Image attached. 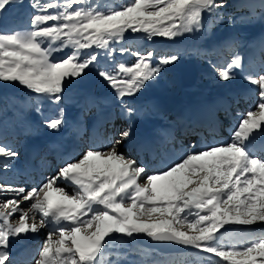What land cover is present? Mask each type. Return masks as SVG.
<instances>
[{"label": "snow or ice", "instance_id": "obj_1", "mask_svg": "<svg viewBox=\"0 0 264 264\" xmlns=\"http://www.w3.org/2000/svg\"><path fill=\"white\" fill-rule=\"evenodd\" d=\"M23 3L0 0V17ZM225 7L224 0H126L112 5L96 0H28L24 27L0 29V83L26 90L24 100L11 99L21 108L40 113L41 100L56 106L51 117L43 118L44 128L51 132L63 128L65 109L59 105L64 93L94 65L126 121L103 138L102 146L90 145L74 158L69 154L52 175L31 188L7 181V173L27 168L17 167L19 151L0 142L4 177L0 179V264H15L13 242L42 230L47 235L33 264H145L130 258L142 238L154 246L175 245L217 258L211 264H264V233L256 231L264 228V156L256 154L257 141L264 140V42L248 64L238 52L242 41L233 37L224 42L230 58L217 66L214 79L227 84L239 70L247 88L234 102L239 105L247 96L251 105L235 112L229 141L208 144L201 139L185 144L181 139L179 149L170 150L179 152V158L169 160L165 152L162 167L153 174L121 151L131 148L142 153L154 148L134 139L132 117L140 112L126 98L135 97L180 57L157 58L154 51H134L131 65L98 67V50L111 57L110 46L123 41L128 32L143 34L149 41H172L200 32L205 14L222 20L219 10ZM260 15L264 18V12ZM256 16L252 8L242 19L250 22ZM228 22L236 21L230 16ZM249 65L254 66L252 71ZM84 103L98 106L99 102L86 97ZM19 123L22 134H35L24 111ZM217 125L214 119L193 121L182 133L203 138L201 128L213 134ZM165 136V142L176 140L174 129ZM230 237L234 242L224 243Z\"/></svg>", "mask_w": 264, "mask_h": 264}, {"label": "rangeland", "instance_id": "obj_2", "mask_svg": "<svg viewBox=\"0 0 264 264\" xmlns=\"http://www.w3.org/2000/svg\"><path fill=\"white\" fill-rule=\"evenodd\" d=\"M97 3L107 5L124 3L126 0H96ZM226 7L219 11L222 20L208 17L205 14L204 27L198 33L185 34L169 41L163 38L147 40L143 34L128 32L125 39L118 44H112L108 51L111 57L100 52L98 67L108 64L118 65L125 63L131 65L135 57L134 51L146 53L154 51L156 57L161 55L176 54L180 57L175 65H169L159 74L158 78L149 81L135 97L129 99L133 106L140 112V116H133L134 139L146 144L154 145L153 149L136 153L131 148L121 149L126 155L136 158L147 166L149 174L155 173L162 167L161 159L168 152L167 159H178L180 153H172L175 146L179 149V140L185 144L190 141L203 139L208 144H220L229 141V133L237 117V109L243 111L251 105L247 96L237 105L234 98L242 95L247 86L242 79V74L236 70V78L227 84H221L214 79L218 65L229 59V52L223 47L224 42L230 38H238L243 46L238 49L243 61L255 60L261 43L264 42V12L262 0H224ZM28 0L23 5L10 7L0 17V29H22L28 19ZM255 8L257 16L250 22L242 18L250 13L243 5ZM240 11V12H239ZM244 11V12H243ZM247 13L248 16H245ZM235 18V23H229V17ZM126 52H121V49ZM156 60H153L155 63ZM183 65L193 66L196 70L194 85L190 88L182 87L180 70ZM253 65H249L252 71ZM97 66L94 65L88 75L78 83L74 82L64 93L63 102L59 105L65 109L66 123L59 132H51L42 126L44 117H51L56 108L46 100H41V112L37 113L31 108H21L19 103H12L11 99L24 100L26 90H21L17 84L0 83V142L10 145L20 153L17 167H26V172H9L7 181L14 184H26L31 188L40 183L42 177L52 173L63 163L68 155L74 158L85 151L90 145L102 146L103 138L111 133L114 128H122L126 121L120 116V109L112 101V90L96 76ZM86 97L96 98L98 106L85 105ZM7 98V99H5ZM6 105V106H5ZM229 105L231 107L229 108ZM25 112L27 123L35 129V134L21 133L19 113ZM188 112V113H187ZM192 113V114H191ZM188 114V115H187ZM191 115L192 117L190 118ZM218 121L215 133L209 134L206 128H201L203 138L183 135L185 125L191 126L193 121ZM175 130L176 140L168 143L165 133ZM162 142L157 144V142ZM203 146V143L200 144ZM264 140H258L256 154L264 156L261 151ZM0 179H4L0 176ZM64 186L63 182H60ZM71 191V188H68ZM223 231V230H222ZM257 233H264V228H257ZM47 230L39 234H28L13 242L11 254L15 264H33L35 254L46 238ZM235 234H233L234 237ZM141 241L134 247L136 253L130 257L134 260H143L145 264H211L217 259L208 254H201L195 250L177 254H162L142 245ZM230 237L224 243H233ZM146 253L141 256L139 253Z\"/></svg>", "mask_w": 264, "mask_h": 264}, {"label": "water", "instance_id": "obj_3", "mask_svg": "<svg viewBox=\"0 0 264 264\" xmlns=\"http://www.w3.org/2000/svg\"><path fill=\"white\" fill-rule=\"evenodd\" d=\"M196 78V70L193 66L188 67L186 65H183L181 70H180V79L182 80V87L183 88H190L194 85ZM142 245L145 246L146 248H149L151 250H156L159 253L162 254H177V253H183V252H188L193 249L189 248H183V247H178L175 245H153L151 241L148 239L144 240L142 242Z\"/></svg>", "mask_w": 264, "mask_h": 264}, {"label": "trees", "instance_id": "obj_4", "mask_svg": "<svg viewBox=\"0 0 264 264\" xmlns=\"http://www.w3.org/2000/svg\"><path fill=\"white\" fill-rule=\"evenodd\" d=\"M243 8L248 10L247 13H250V9L249 6L246 4V5H243ZM240 12V11H239ZM244 12V11H243ZM247 13L245 14V16H248Z\"/></svg>", "mask_w": 264, "mask_h": 264}, {"label": "bare ground", "instance_id": "obj_5", "mask_svg": "<svg viewBox=\"0 0 264 264\" xmlns=\"http://www.w3.org/2000/svg\"><path fill=\"white\" fill-rule=\"evenodd\" d=\"M188 113V112H187ZM192 114V113H191ZM188 115V114H187ZM190 116V118L192 117L191 115H189Z\"/></svg>", "mask_w": 264, "mask_h": 264}]
</instances>
